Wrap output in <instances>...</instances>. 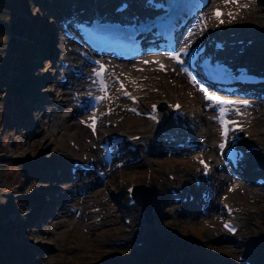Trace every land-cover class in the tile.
<instances>
[{
    "label": "rangeland",
    "instance_id": "1",
    "mask_svg": "<svg viewBox=\"0 0 264 264\" xmlns=\"http://www.w3.org/2000/svg\"><path fill=\"white\" fill-rule=\"evenodd\" d=\"M28 3L32 16L30 20L33 19L31 22L37 18L40 19L43 22L45 33L40 37L35 56L26 61V67L23 64V70L25 69L27 74L25 75L23 72L17 74L13 70L11 78L13 75L14 77L10 86H7V89L4 88L5 86L1 88L2 97L11 98L12 103L8 102L9 106L7 107L9 110L8 131L4 130L0 141V149L4 150L3 155H0V161H4L3 163L6 164L3 171L0 170V214H8L14 223L24 221L27 228L21 243L24 244V247L34 244L39 248V256L36 259L29 256L25 263L241 264L237 261L236 255L243 252L256 264H264V232L258 233V231L254 232V229H249L254 227L253 223L256 222L260 225L256 229L261 230L263 227L264 231V187L249 190L250 186H254L252 184L253 176L256 177L259 173H264L255 171L256 167L264 164V156L260 153L251 154L246 164L239 168L238 175H232L223 165L220 154L216 150L203 151L204 156L211 158L214 162L212 167L214 185L208 190L204 188L205 191H210L213 196L212 210L206 215L199 208H195L193 211L184 210L179 215L176 211L177 205L169 198V187L181 186V180L192 179L197 174L196 159L184 151L181 155H184L187 162L169 157L166 153L145 155L141 163L117 171L108 179V182L99 181L93 174L88 176V180L84 184L90 190L88 196L66 195L70 190L75 192L70 186H75L78 183L73 180V176L68 174L72 159L78 158L86 160L88 163L97 159L99 151L94 156L85 147L94 146L96 148L102 132H96L95 140L90 144H84L83 140L78 144L70 136L62 135L63 123L58 116L64 112L58 111L49 94L54 91V82L51 81V78L56 70H60V59L69 58V56L64 55L63 45H56L61 49L56 54L58 58L54 63L55 57L50 56L48 47L51 48L55 45L57 36L62 37L60 27L50 15L53 8L59 7L64 3V0H28ZM240 4L251 6V9L236 18L240 9L231 7L226 13H231L234 17L232 19L229 16L225 17L224 25L216 22L215 28L197 41L204 43L210 34L218 35L228 32L231 35L235 33L233 28L238 27L241 34L236 37H243V39L253 37L255 39L249 54L256 58L258 64L264 66V0H243ZM256 19L261 20L259 24L255 22ZM0 47V76L6 77L9 75L6 64L8 58L11 59L12 53L10 54L5 49L4 44ZM79 58L80 56L72 61L70 59V62H77ZM137 63L134 61L129 65L137 66ZM15 64L19 65V63ZM116 64L118 67L112 69L111 73L128 75V72L119 68L124 62H116ZM138 75L141 74L138 73ZM28 78L31 82H37L23 87L22 82ZM70 84L69 82L68 85ZM134 86L140 90L139 96L145 101L157 102L164 98L179 99L184 104V108L194 110L200 123V129L195 132L196 137L205 139L209 146H215L217 138L212 140L207 135L209 126L205 122L207 114L204 113L200 104L201 93L187 81L184 75L172 77L169 81L162 83L142 78ZM18 92L20 93L18 94ZM70 92L75 95L77 88L70 89ZM14 99L19 104L13 102ZM2 101L0 100V135L4 129L1 125L3 121L1 114L4 108ZM20 106L22 107L21 112L18 111ZM11 109H15L12 114L10 113ZM123 112L120 110L112 116L119 126L107 128L108 132L139 134V129H146V121L131 114L125 116ZM249 113L245 120L244 138L241 144L244 147L258 145L264 151V99L260 100V104ZM87 119L75 112V120L87 122ZM124 122L125 125L121 127L120 124ZM83 127L89 128L84 123ZM153 133L157 132L153 131V127H151L150 130L146 129L141 134H144V140L149 142ZM42 134L46 135L44 139L39 138ZM21 164L29 165L34 173L39 168V178L31 176V179L25 182L26 175L22 171ZM170 173L178 176L176 182H170L168 179ZM250 174H253L252 179H248ZM224 175H229L231 180H223ZM130 182L152 188L154 193L157 192L158 200L154 203L155 223L153 225L144 224L143 217L140 215L141 211L127 214L124 205L126 198H122L119 202L118 199L122 195V191ZM238 183L249 190L248 195L236 198L237 188L235 191L230 189ZM79 190L80 192L84 191L83 188ZM21 197L30 199L31 204L28 208L23 206V202L21 206L11 210H7L9 206L1 207L3 204L4 206L8 205L6 199L18 198V202H21L23 200ZM222 199H227L241 208L238 221L242 229L237 236L243 241L241 250L234 251L233 242L224 240V232L220 225V209L218 208V202ZM72 206L84 208L83 215L77 217L72 214L70 212ZM98 206H102V212L99 215L103 216V223H93L94 218L92 219L88 215L91 208ZM173 215L174 217H172ZM126 216H130L133 220L132 226H130L131 233L125 232L128 227L123 224L122 217ZM105 223L108 224L105 225ZM143 225L146 226L143 227ZM14 229H16L15 226ZM149 229L151 233H155L156 237H160L157 239L161 243L159 247L146 243L142 234H150ZM102 236L105 237L104 242L98 240V237ZM171 238L177 240L184 238L186 242L184 245L178 242L170 244L168 239ZM115 239H133V242H143V245L138 248L132 246L109 247L108 242ZM6 248L10 252L11 264H19L13 246Z\"/></svg>",
    "mask_w": 264,
    "mask_h": 264
},
{
    "label": "bare ground",
    "instance_id": "2",
    "mask_svg": "<svg viewBox=\"0 0 264 264\" xmlns=\"http://www.w3.org/2000/svg\"><path fill=\"white\" fill-rule=\"evenodd\" d=\"M78 3L79 2H83L86 0H77ZM94 1L95 4L98 5H102L103 7L110 9L111 6L110 4L115 1V0H91ZM131 3V10L130 12H137L139 13L140 11L145 9V5L143 0H129ZM218 5V7L221 8H225L228 10V8L232 7H239L240 12L238 13V15L236 16V18H238L242 13L248 11L251 9V6H247L245 7V5H241L240 2L243 0H239V3H225L224 0H215ZM73 0H64V3H62L61 5H59V8H54V10L59 9V10H68L71 5H72ZM78 9V8H77ZM226 16H228L226 14ZM225 16V17H226ZM231 17V19L234 17L233 15L229 16ZM217 21V20H216ZM260 19H256L255 22L257 24L260 23ZM200 25L204 26V32L199 33L196 28L192 29V28H188L189 33H191V35H189V33H186L187 40L189 39H194L195 41H197L199 38H201L203 35L211 32L214 27H215V19L212 18V16H203L201 18V22L199 23ZM233 32L236 33V35L241 34V32L239 31L238 27L233 28ZM61 38V40H60ZM217 38L221 39V38H229L230 40H241L243 39V37H230V33L226 32V33H219L217 35ZM253 38V37H250ZM248 38L245 39V41ZM62 46V51L65 53V56H69L65 57L63 60L66 61H70L75 59L77 56H79V53H77L76 51H74L73 49L69 48L67 45L73 44V39L71 38H62L57 36V40L55 45H53V47L49 48V52H50V56L52 58L55 57V61H53L54 63L57 62V58L56 54L59 53V49H61V47L58 46ZM67 44V45H66ZM58 45V46H56ZM65 45V46H64ZM147 61V63H145ZM163 61V60H161ZM161 61H156L153 60L151 58H149V56L144 57L143 59L139 60L137 63V66H130L129 63L131 61H125V63L127 64H123L120 65L119 68H122L126 73L128 72V75H124L123 78L126 80V82L129 85V88L134 92L137 93V86H134L136 83H138V80H141L142 78L145 79L147 78L149 81L153 82H164V81H169V79H171L172 77H179L182 75V73L177 70V69H172L171 67L165 68V69H161L158 68L157 66H155V64H160ZM89 66V63H83V67L82 69H87ZM116 67H118L113 61L110 62V68L111 69H115ZM69 71H71L72 73L74 71H76V69H72V70H67L64 68V66L61 63L60 66V70H56L55 74L53 75V77L51 78V81L54 82V91L51 92L49 95L52 97V101L53 104L57 107L58 111L60 113L64 112V114H61L58 116V118L61 120V122L63 123V134L62 135H66V136H70L72 139H74L78 144L81 143L80 141L83 140L84 144H90L92 141L95 140V135H93V132L90 128H84L83 127V123H81V121L83 120H75V112H79L78 111V104H77V100L80 96V92H85L89 89L88 84L90 83V80L88 79V75H82L81 77L77 76L80 72L78 70V74H74V75H69ZM138 73H140L141 75H138ZM136 76V77H134ZM71 83L70 85H68V83ZM77 88L78 89V93L75 94V98H73V93L70 92V89L72 88ZM118 99L116 98L114 100V102H116ZM176 100V99H175ZM203 103V101H202ZM207 112V117L205 119V122L207 123V125L209 126V137L214 140L215 138H217L218 135V131L216 128V125L214 123V121L211 119L210 115H211V110L209 109H204ZM123 114L126 116L127 113L123 112ZM164 114V112H163ZM83 114H80V116H82ZM88 121V120H87ZM123 125H125L124 123H121L120 126L123 127ZM103 128L100 126L98 128V131H102ZM162 130H166V129H161ZM96 131V132H98ZM192 130H188L189 133H191ZM139 134L145 132V128H143V130L139 129L138 130ZM127 135H134V134H128V133H124ZM153 135H155V133H153ZM194 133L191 134V136H193ZM46 137L45 134H42L39 138L40 139H44ZM88 149V151L93 154L94 156H96V154L98 153V150L94 147V146H87L85 147ZM216 150V148L214 146H210L209 147V152ZM203 155L200 154L199 156ZM264 174V173H261ZM223 180H231L229 175H224L223 176ZM257 188V187H256ZM251 190V189H249ZM246 188H244L241 183L238 184L237 186V192H236V198H242L245 195H248V191ZM122 197H124V192L122 191V195H120ZM158 200L157 197V192L155 191L154 193V203H156ZM212 200L209 202L210 206H212L211 204ZM129 210V209H128ZM132 209H130L129 211H131ZM92 212H90L88 215L90 216V218L92 217L95 218L97 217V215H91ZM128 214V213H127ZM100 223V222H97ZM132 225V222H131ZM145 227V226H143ZM150 234L147 233H143V237L146 241V243L148 245L154 246V247H159L161 245L160 241H158L157 239H159L160 237H156L154 234L155 233H151L150 229L148 230ZM98 240H102L104 242L105 237H98ZM168 242L170 244H174L176 242L181 243L182 245H184V243L186 242V240H184V238H180V239H168Z\"/></svg>",
    "mask_w": 264,
    "mask_h": 264
},
{
    "label": "trees",
    "instance_id": "3",
    "mask_svg": "<svg viewBox=\"0 0 264 264\" xmlns=\"http://www.w3.org/2000/svg\"><path fill=\"white\" fill-rule=\"evenodd\" d=\"M28 4V0H0V46H3L4 44L6 47L5 49H7L10 54L12 53L10 57L11 59L8 58L6 64L9 75L6 77L0 76V100H3L2 102H4V108L1 114L3 116L1 125H3L4 129L0 135V141L3 137L4 130L5 132L6 129L8 131L7 126L9 124V110H7V107L9 105L8 102L12 103L11 98L8 99L7 97H2L1 88L5 86L4 88L7 89V86H10V80L12 82L14 77L13 75L11 78L13 70H15L17 74H21L22 72L25 75L27 74V71H25V69L23 70V64L26 67V61L30 60V58H32L38 51V42L40 37L45 33L42 25L43 22L40 19L37 18L34 22H31L33 19L30 20V17L32 18V16L30 15ZM15 63H19V65H16ZM31 65L33 66V64ZM22 83L23 87H26L35 82H31L29 79H26ZM14 92L15 91L13 90V93ZM19 93L20 92H18V94ZM13 102L16 103L15 99ZM3 153L4 150L0 149V155H3ZM3 162L0 161L1 171H3V167L6 165ZM21 167L22 171L26 175L24 178L25 182L30 180L31 176H37L34 175L35 173L29 168V165L21 164ZM38 170L39 169H36L35 171ZM21 199L23 200L18 202V198H8L6 199L8 205L4 206L3 204L1 207L9 206V208L7 207V210H11L19 205L21 206L23 202V206L28 208L31 204L30 199L23 197H21ZM14 226L16 229H14ZM26 228L27 226L24 221L14 223L9 218L8 214H0V264H11L12 260L10 258V252H8L6 248L7 246H13L17 259H19V264H26L25 261L29 258V256H32L35 259L39 256V248L34 244L24 247V244L21 243L23 241L24 234L26 233Z\"/></svg>",
    "mask_w": 264,
    "mask_h": 264
},
{
    "label": "snow or ice",
    "instance_id": "4",
    "mask_svg": "<svg viewBox=\"0 0 264 264\" xmlns=\"http://www.w3.org/2000/svg\"><path fill=\"white\" fill-rule=\"evenodd\" d=\"M224 2L227 4V3H239V0H224ZM245 7H247V5H245ZM232 14L229 13V16H231ZM221 16H222V13L220 12L219 9H216L213 11L212 13V18L216 19L217 21H219L220 24L223 23V20L221 19ZM189 35H191V33H189ZM187 49H188V44H185L184 47H182L180 49L179 52H171L170 53V58L176 60V62L180 65H183L184 64V61L180 59V55L182 53L186 54L187 53ZM97 64H99L100 62L97 61L96 62ZM147 63V61L145 62ZM104 71V66L101 64L100 65V70L99 71H96L94 70V75L96 76H100L101 73ZM181 71L185 74H187L189 76V81L190 82H194L195 80V77L192 76V74L189 72V70L185 67H181ZM95 83V81H94ZM100 91L101 92H105L106 91V88H107V85L104 84L103 80H100ZM121 90H123V85H121ZM199 91H201L203 94H204V98L206 101H209V102H214L216 105H229V104H232L233 102L232 101H227V100H222L219 96L217 95H214V94H209L208 90L206 88H204L203 86H201L199 88ZM123 95L124 96H129V94L125 91L123 92ZM108 97L105 95V96H99V97H94L93 99H95L97 102L101 101V100H104V99H107ZM131 99H133L135 101V98L133 97H130ZM241 104L245 105V106H248V101L247 100H243L240 102ZM212 103H209L208 104V107H212ZM153 111L156 110V106L153 105ZM177 109L179 108V106H175ZM129 111H132L134 113L137 112V109L135 108H132V109H128ZM139 114V113H137ZM225 115H226V109L224 107H220L219 108V115L216 116V117H213L214 120H216V122H218L221 126V131H220V136H221V143L218 145V148L221 152V154L224 153V149L227 147L228 145V141H227V136H228V132L229 131H242L241 128H232L230 129L228 127V125H235L237 122L236 121H231V120H225ZM151 119L155 120L156 117L155 116H151L150 117ZM90 123L86 122V121H81V123H84L86 124L87 127H89L92 132H93V135L96 134V123H97V118L95 116H92L90 117ZM133 139H139L138 137H133ZM237 138L234 137L233 138V142L236 140ZM201 165L203 166L204 168V173L205 175H207L208 171H209V165L201 160L200 161ZM231 190V189H230ZM29 191H31V189H29ZM133 192V189L132 188H128V193H129V196H131ZM225 228L229 231V232H232V233H235V229L229 225H225Z\"/></svg>",
    "mask_w": 264,
    "mask_h": 264
},
{
    "label": "water",
    "instance_id": "5",
    "mask_svg": "<svg viewBox=\"0 0 264 264\" xmlns=\"http://www.w3.org/2000/svg\"><path fill=\"white\" fill-rule=\"evenodd\" d=\"M140 188H141V185L136 186V188H135V197H136L137 201L140 204H142V206H143L142 208L144 210L148 209V210H146L147 211L146 222L152 223L153 222L152 221L153 220V214L151 213L152 209H153V207H152V192L151 193L148 192V194H147L148 196H146L147 201L145 203H143L142 200H141V197L139 196V193H138Z\"/></svg>",
    "mask_w": 264,
    "mask_h": 264
}]
</instances>
